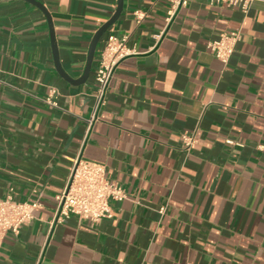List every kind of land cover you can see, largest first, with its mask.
Masks as SVG:
<instances>
[{
    "label": "crops",
    "instance_id": "1",
    "mask_svg": "<svg viewBox=\"0 0 264 264\" xmlns=\"http://www.w3.org/2000/svg\"><path fill=\"white\" fill-rule=\"evenodd\" d=\"M40 1L76 79L118 0ZM168 9L166 0H122L88 78L72 84L54 66L44 13L0 0V198L37 188L42 203L5 235L0 264H264V1L246 13L210 0H187L169 19ZM236 29L223 64L207 43ZM109 34L127 35L132 52L94 115ZM51 87L57 106L44 101ZM184 131L196 137L188 148ZM78 156L104 163L126 197L98 222L70 214L50 226Z\"/></svg>",
    "mask_w": 264,
    "mask_h": 264
},
{
    "label": "built area",
    "instance_id": "2",
    "mask_svg": "<svg viewBox=\"0 0 264 264\" xmlns=\"http://www.w3.org/2000/svg\"><path fill=\"white\" fill-rule=\"evenodd\" d=\"M166 1L169 3L168 19L178 7L187 3V0ZM210 1L223 3L227 6H236L243 13H246L251 4L257 0ZM133 15L136 21L141 20L143 17V13H140L139 10L133 11ZM240 38L241 32L239 29L231 30L221 33L218 38L209 41L207 46L223 64H226ZM126 40L127 35L109 34L100 50L94 73V115L103 101L105 90L116 64L122 57L132 52L127 47ZM54 93H56V90L51 87L48 95L44 98V101L51 106H57L56 101L52 98ZM181 137L187 148L196 140L194 132L184 131ZM228 141L232 142V140ZM31 192L32 196L24 200L15 199L12 192L4 198H0V246L7 233H18L20 227L33 218L34 210L42 206L41 191L33 188ZM125 197L126 193L123 188L108 177L104 163L79 156L75 157L72 159L68 177L61 191L55 195L56 205L50 220V226L65 221L70 214H75L79 218L91 222H98L104 217H111L110 200H122Z\"/></svg>",
    "mask_w": 264,
    "mask_h": 264
},
{
    "label": "water",
    "instance_id": "3",
    "mask_svg": "<svg viewBox=\"0 0 264 264\" xmlns=\"http://www.w3.org/2000/svg\"><path fill=\"white\" fill-rule=\"evenodd\" d=\"M36 7H38L45 15L47 22H48V28H49V37H50V45H51V50H52V57H53V63L56 68V71L61 75L65 80L72 84H80L84 83L86 79L88 78L90 68H91V63L95 54L96 46L103 35V33L115 22V20L118 18L121 9H122V0H118L116 10L114 13L111 15V17L105 21L100 27L95 31L93 34L89 48H88V54H87V60H86V65L83 70V73L80 77L74 79L72 78L68 73H66L63 69V67L60 64L59 61V56H58V48H57V43L55 39V34H54V28H53V23H52V18L50 13L48 12L47 8L43 5V3L40 0H25Z\"/></svg>",
    "mask_w": 264,
    "mask_h": 264
}]
</instances>
